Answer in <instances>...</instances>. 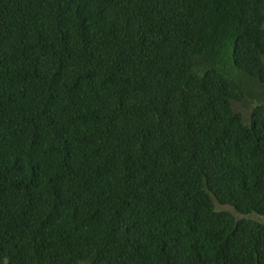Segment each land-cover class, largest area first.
I'll return each mask as SVG.
<instances>
[{
    "label": "trees",
    "instance_id": "obj_1",
    "mask_svg": "<svg viewBox=\"0 0 264 264\" xmlns=\"http://www.w3.org/2000/svg\"><path fill=\"white\" fill-rule=\"evenodd\" d=\"M254 212L264 0H0V264H264Z\"/></svg>",
    "mask_w": 264,
    "mask_h": 264
},
{
    "label": "rangeland",
    "instance_id": "obj_2",
    "mask_svg": "<svg viewBox=\"0 0 264 264\" xmlns=\"http://www.w3.org/2000/svg\"><path fill=\"white\" fill-rule=\"evenodd\" d=\"M241 112H243L246 116H248V111H249V108L247 105L245 104H237L236 106ZM218 208H230L232 210L231 207H226V206H218Z\"/></svg>",
    "mask_w": 264,
    "mask_h": 264
},
{
    "label": "water",
    "instance_id": "obj_3",
    "mask_svg": "<svg viewBox=\"0 0 264 264\" xmlns=\"http://www.w3.org/2000/svg\"><path fill=\"white\" fill-rule=\"evenodd\" d=\"M252 218L264 223V215L261 214V213H258V212H254L252 215H251Z\"/></svg>",
    "mask_w": 264,
    "mask_h": 264
}]
</instances>
